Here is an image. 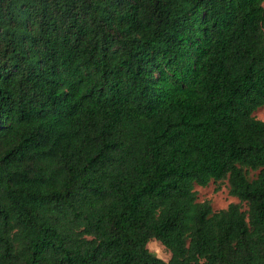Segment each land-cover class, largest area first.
Here are the masks:
<instances>
[{
	"label": "trees",
	"instance_id": "obj_1",
	"mask_svg": "<svg viewBox=\"0 0 264 264\" xmlns=\"http://www.w3.org/2000/svg\"><path fill=\"white\" fill-rule=\"evenodd\" d=\"M262 106L264 0H0V264H264Z\"/></svg>",
	"mask_w": 264,
	"mask_h": 264
},
{
	"label": "rangeland",
	"instance_id": "obj_2",
	"mask_svg": "<svg viewBox=\"0 0 264 264\" xmlns=\"http://www.w3.org/2000/svg\"><path fill=\"white\" fill-rule=\"evenodd\" d=\"M254 117L258 120H264V106L259 108ZM257 172H249L248 178L254 179ZM195 192L197 194L198 202H209L214 212L226 209L230 204H237L239 201L231 197L228 192L227 183H210L207 187L195 186ZM243 210L246 209L245 205H242ZM149 252L154 254L157 258L164 262H168L170 259V252L157 240H150L147 244Z\"/></svg>",
	"mask_w": 264,
	"mask_h": 264
}]
</instances>
